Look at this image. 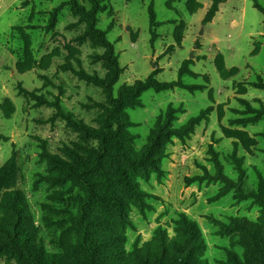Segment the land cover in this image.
I'll use <instances>...</instances> for the list:
<instances>
[{"label":"rangeland","instance_id":"374dc122","mask_svg":"<svg viewBox=\"0 0 264 264\" xmlns=\"http://www.w3.org/2000/svg\"><path fill=\"white\" fill-rule=\"evenodd\" d=\"M76 1L91 9L90 0ZM97 1L103 9L95 28L113 45L121 69L114 98L151 74L176 81L191 61V74L180 79L184 88L148 90L122 108L130 151H142L159 129L202 119L189 134L166 133L150 166L126 170L134 194L109 170V185L92 183L95 192L123 200L121 211L96 202L89 214L98 223L95 235L116 238L122 264H141L161 240L183 238L176 223L185 218L205 245L199 260L242 262L246 236L238 223L264 226L263 205L248 196L264 183V14L254 8L264 10V0H224L209 23L203 20L210 0ZM150 5L158 24L152 34ZM104 52L68 0H0V169L13 173L0 185V230L27 228L62 264H80L84 255L76 223L87 186L50 158L75 167L98 142L79 127L106 130V93L93 81L108 75ZM16 193L23 220L9 206ZM0 264L26 263L0 250Z\"/></svg>","mask_w":264,"mask_h":264},{"label":"trees","instance_id":"16d2710c","mask_svg":"<svg viewBox=\"0 0 264 264\" xmlns=\"http://www.w3.org/2000/svg\"><path fill=\"white\" fill-rule=\"evenodd\" d=\"M211 8L206 14L204 23H209L217 12V6L222 0H210ZM92 6L90 10H86L80 6L76 0H68V5L73 14L79 16L80 20L85 24L87 36L93 38L101 47L104 48V59L108 67V75L104 80H93L97 85L103 87L106 93L108 108H106V130L97 131L84 126H80L79 130L86 135H91L97 139V147L94 148L86 159L77 160L75 167L70 166L66 162L58 158L51 157L50 162L56 168L64 171L69 177H74L79 183L87 186V198L83 202L82 209L76 223V229L79 233L78 245L83 251L80 264H122L123 257L121 252L117 251L116 238L98 237L95 235L94 227L98 223L89 218L90 211L96 202L103 203L110 209L121 211L123 209V200L115 193L110 191L95 192L92 183L97 184L104 181L105 185H109L111 175L103 172L109 170L114 179L121 184L125 190L134 194V190L130 187L131 183L128 179L126 170L128 168L138 167L144 169L150 166L152 157L156 151L159 141L166 133L181 136L191 133L194 127L201 121V115L190 119L187 124L179 130L159 129L157 133L150 139L144 149L138 153H133L125 145L130 139L126 131L128 125L122 118V108L133 98L138 97L141 93L153 90L154 92L168 91L174 88H184L180 79L185 74H191L188 65L191 61H184L178 70L177 80L171 82H160L154 79V75H149L144 81H136L132 86H125L119 89L116 98L112 95V88L117 81L121 69L118 67L116 56L114 55L113 45L105 38L104 32L95 28V15L103 8H100L97 0H90ZM200 5V4H199ZM255 9L264 14V10L255 5ZM149 27L152 30L157 27L155 22V13L152 5L147 9ZM264 89V85H262ZM191 88V87H187ZM173 110L168 109L166 117H172ZM204 114V113H203ZM100 175V178H95ZM13 173L6 166L0 169V185L10 184ZM248 196L255 199L264 207V183L259 182L257 191ZM9 206L12 212L21 220L25 219L23 208L24 203L19 194H14L10 198ZM264 211V208H263ZM176 231L183 235L179 241L173 240L166 243L161 240L156 245V250L151 254L140 258L141 264H206L199 260L198 256L203 252L205 245L200 237L199 231L193 222L187 221L185 218L177 221ZM90 225V227H89ZM237 227L246 236L243 240L246 251L242 262L235 261L237 264H264V226L260 223L247 222L242 220ZM0 250H7L17 259L23 260L26 264H62L61 258L58 256H47L44 254L41 246L37 245L25 227L13 230H0Z\"/></svg>","mask_w":264,"mask_h":264},{"label":"water","instance_id":"95a60500","mask_svg":"<svg viewBox=\"0 0 264 264\" xmlns=\"http://www.w3.org/2000/svg\"><path fill=\"white\" fill-rule=\"evenodd\" d=\"M192 56L190 55V58H191Z\"/></svg>","mask_w":264,"mask_h":264},{"label":"crops","instance_id":"0c3cea01","mask_svg":"<svg viewBox=\"0 0 264 264\" xmlns=\"http://www.w3.org/2000/svg\"><path fill=\"white\" fill-rule=\"evenodd\" d=\"M222 1H224V0H222Z\"/></svg>","mask_w":264,"mask_h":264}]
</instances>
